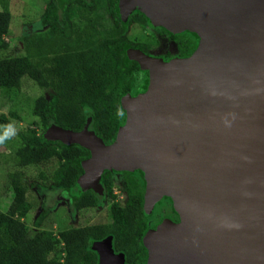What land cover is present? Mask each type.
<instances>
[{"label": "water", "instance_id": "1", "mask_svg": "<svg viewBox=\"0 0 264 264\" xmlns=\"http://www.w3.org/2000/svg\"><path fill=\"white\" fill-rule=\"evenodd\" d=\"M119 4L122 18L138 6L202 43L169 62L129 50L148 70L150 88L122 97L126 118L113 142L88 127L52 125L53 139L90 149L71 192L102 193L106 166L141 167L146 211L167 195L180 215L145 234L149 264H264V0ZM93 247L97 264H126L111 235Z\"/></svg>", "mask_w": 264, "mask_h": 264}, {"label": "trees", "instance_id": "2", "mask_svg": "<svg viewBox=\"0 0 264 264\" xmlns=\"http://www.w3.org/2000/svg\"><path fill=\"white\" fill-rule=\"evenodd\" d=\"M9 2L0 0V88L16 93L22 78L28 77L43 92L22 113L15 109L0 113L1 144L13 119L23 112L34 117L35 125L19 129L11 145L19 161L18 168L8 172L12 200L0 211V264H96L93 241L107 235L112 236L114 249L124 252L126 264H143L148 253L142 237L150 229L144 210L145 182L129 171H124V200L113 194L110 171L102 174L104 190L112 198L108 222L63 228L54 234L44 226L47 208L38 211L32 223L36 230L24 220L33 207L28 193L35 187L67 192L75 209L97 206L102 199L93 189L71 194L90 149L43 137L37 129L46 130L52 124L74 131L88 127L103 142H113L126 118L122 96L134 93L141 71L129 50L150 54L152 39L161 33L175 43L180 58L188 57L197 48L195 33L159 27L144 40L131 39L130 29L146 24L147 16L139 11L125 21L118 9L120 0H46L40 27L24 24L20 49L5 53L10 47L5 36L11 32L13 18ZM52 158L58 164L51 173L39 170L33 179L27 176L25 168Z\"/></svg>", "mask_w": 264, "mask_h": 264}, {"label": "rangeland", "instance_id": "3", "mask_svg": "<svg viewBox=\"0 0 264 264\" xmlns=\"http://www.w3.org/2000/svg\"><path fill=\"white\" fill-rule=\"evenodd\" d=\"M10 9L13 15L12 23H11V32L9 35L5 36V39L9 41L10 47L5 53L8 51L12 52L14 49H20L18 47V43L20 38H23L22 32H24L25 26L24 24L31 23L33 24L34 29H37L40 26H37L40 20V15L44 9L46 4V0H10ZM118 9L120 12V4L118 5ZM144 13L138 6L132 8V10L123 18L125 21L128 20L129 16L133 13ZM145 14V13H144ZM146 15V14H145ZM147 16V23L144 25H137L130 29L129 37L131 39H143L147 38L155 29L159 27L166 26L157 18ZM170 31V30H169ZM155 32V31H154ZM172 32V31H171ZM174 33V32H173ZM195 33V32H194ZM195 38L197 39V47H199L202 43V37L195 33ZM156 39H152V47L150 48V55L155 59H159L163 62H169L173 59L180 58L177 55V48L173 41L169 40L165 35L161 33H156ZM22 46V44L20 45ZM17 49V50H18ZM170 53L171 57L167 58V54ZM150 88L149 82V73L148 70L141 68L140 73L138 74V82L135 88L134 93H129L132 96H137L140 94L146 93ZM43 91H41L36 83H34L30 78L24 77L21 80V88L20 91L16 93H8L2 88H0V113H8L10 109L18 110L22 113L24 107H28L33 98L40 95ZM46 96H49V93L45 91ZM124 96V95H123ZM122 96V97H123ZM123 99V98H122ZM121 99V100H122ZM123 104V103H122ZM125 106V105H124ZM125 109V107H124ZM125 121V119H124ZM37 126V125H36ZM34 125V117L28 114H21L18 119H13L12 124L8 127V135L5 136V144L0 143V211L6 210L7 206L10 204L12 200V189L10 187L8 172L18 168L17 162L19 161L18 157L14 153L13 141L15 138V133L22 128L33 129ZM39 134L46 138H51L52 126L50 125L46 130L37 129ZM116 139V138H115ZM58 160L56 158H52L43 164L36 166H29L26 170L27 176L30 179H33L36 176L37 171L44 170L47 173H51L57 166ZM104 169L109 171H118L112 165L106 166ZM103 169V170H104ZM135 172L141 170L138 174H142L143 182L146 181V176L141 167L135 168ZM144 174H143V173ZM114 185L113 189L118 190L119 198H125V194L122 191L123 183L121 181L122 177L117 172H112ZM59 188H49L40 190L36 187L31 189L28 193V198L30 202L33 204L31 211L29 212V216L24 218L29 225H32L35 217L38 215V211L42 208L50 209V212L46 218L44 226L46 229H51V231L56 234L59 229L69 228L74 226H82L86 224H97V223H105L110 220L108 215L109 207L111 204V199L108 196L107 190L105 189L101 193V201L97 206L83 208L76 212L73 210V207H70V202L63 197L59 198L56 201V195L59 194ZM121 191V192H120ZM122 193V194H121ZM170 197V196H168ZM161 200V199H160ZM159 200V201H160ZM173 200V199H172ZM168 202L163 200L154 205V213L149 218L157 223L159 219H162L169 208ZM152 208V211H153ZM151 212V211H149ZM149 214V213H148ZM151 222V221H150ZM159 224V223H158ZM157 224V225H158ZM156 225V226H157ZM155 226V227H156ZM154 227V228H155ZM142 243L145 245L144 238ZM147 249L148 256L145 259L143 264H149L150 260V249L145 245Z\"/></svg>", "mask_w": 264, "mask_h": 264}, {"label": "flooded vegetation", "instance_id": "4", "mask_svg": "<svg viewBox=\"0 0 264 264\" xmlns=\"http://www.w3.org/2000/svg\"><path fill=\"white\" fill-rule=\"evenodd\" d=\"M90 157V156H89ZM105 171H109V170H107V169H104L103 171H102V174H103V172H105ZM124 171L125 170H118V171H114V170H112V171H110V173L112 174V172H117V173H119L120 174V177H122V179H121V181H122V183L125 181V177H126V175H125V173H124ZM127 171V170H126ZM136 170L134 169V170H132V171H130L129 170V172L130 173H132L133 175H135L137 178H138V180H140V181H143V179H142V177L141 176H143L142 174H138V172L140 173L141 172V170H139V171H137V172H135ZM83 173H84V168H83ZM143 173V172H142ZM102 174H101V178H102ZM144 174V173H143ZM102 180V179H101ZM145 184H146V181H145ZM145 187H146V185H145ZM50 188V187H49ZM49 188H47V189H49ZM46 189V188H45ZM88 189H93V188H87V189H85L84 191H86V190H88ZM94 190V189H93ZM58 191V193L59 194H57L56 195V201L59 199V198H61V197H63L64 199H66V200H68L69 202H70V207H73L72 206V202H71V199H70V197L68 196V194H67V192H65V191H63V190H61V189H59V190H57ZM84 191H80L79 193L77 192V195H79L80 193H82V192H84ZM103 191H104V189H103ZM75 192V193H76ZM71 194H74V192L72 193L71 192ZM70 194V195H71ZM99 195H101L100 193H98ZM73 196H75V195H73ZM161 199V200H160ZM159 200L160 201H163V200H165V201H167L168 203V205H169V208H167V211L168 212H166L165 213V215L163 216V218L162 219H159L158 221H157V223L156 222H154V221H152L151 219H150V221H149V218L153 215V213H154V209L155 208H153V211L151 210V212L148 214V225L150 226V229H153L158 223H160L163 219H165V218H170V219H172V220H174V221H178L179 219H180V216H179V214L176 212V210H175V208H174V204H173V200H172V198L171 197H168V196H163L162 198H160ZM157 201L156 203H155V206H156V204L157 203H159L160 201ZM75 208L73 207V210H74ZM50 210V209H49ZM76 210V212L77 211H79L80 209H75ZM74 227H77V226H74ZM32 228H33V230H36L37 229V227H35V226H33L32 225ZM56 234H58V233H56ZM104 238H106V236L105 237H103V238H101V239H96L95 241H93V242H97V241H100V240H102V239H104ZM93 249H94V247H93ZM95 250V249H94ZM96 251V250H95ZM114 251L116 252V253H119V252H122V251H116L115 249H114ZM96 253L98 254V258L97 259H99V253L96 251ZM97 264V263H96Z\"/></svg>", "mask_w": 264, "mask_h": 264}, {"label": "clouds", "instance_id": "5", "mask_svg": "<svg viewBox=\"0 0 264 264\" xmlns=\"http://www.w3.org/2000/svg\"><path fill=\"white\" fill-rule=\"evenodd\" d=\"M123 124H124V123H123ZM123 124H122V125H123ZM52 125H53V124H52ZM52 125H51V126H52ZM122 125H121V126H122ZM51 138H52V137H51ZM115 138H116V137H115ZM115 138H114V139H115ZM52 139H53V138H52ZM61 141H62V140H61ZM113 141H114V140H113ZM106 144H107V143H106ZM127 171H129V170H127ZM145 185H146V184H145ZM102 187H103V189H104L103 184H102ZM145 189H146V187H145ZM94 191H96V190H94ZM122 191H123V190H122ZM96 192H97V191H96ZM120 192H121V191H120ZM97 193H99V192H97ZM123 193H124V192H123ZM100 194H101V193H100ZM113 194L116 196V199H117V200H124V199H125V198L123 199V197H122L121 199L119 198L118 190H115V191H114V189H113ZM121 194H122V193H121ZM164 196H167V195H164ZM161 198H162V197H161ZM157 201H158V200H157ZM157 201H156V202H157ZM156 202H155V203H156ZM144 203H145V191H144ZM155 203H154V205H155ZM173 204H174V203H173ZM154 205H153V207H154ZM153 207H152V208H153ZM152 208H151L149 211H151ZM174 208H175V207H174ZM144 210H145L146 215L148 216V213H150V212H149V211H148V212L146 211L145 206H144ZM49 212H50V210H49ZM176 212H177V211H176ZM177 213H178V212H177ZM178 214H179V213H178ZM179 216H180V215H179ZM165 219H167V218H165ZM165 219H163V220H165ZM163 220H162V221H163ZM179 220H180V219H179ZM179 220H178V221H179ZM162 221H161V222H162ZM173 221H174V220H173ZM161 222H160V223H161ZM158 225H159V224H158ZM158 225H157V226H158ZM157 226H156V227H157ZM156 227H155V228H156ZM155 228H153V229H155ZM149 230H151V229H148L147 232H148ZM147 232H146L145 234H147ZM145 234L143 235L142 240H143V238L145 237ZM107 236H109V235H107ZM107 236H106V237H107ZM112 245H113V241H112ZM143 245H144V244H143ZM144 246H145V245H144ZM113 248H114V247H113ZM122 252H123V251H122ZM123 253H124V252H123ZM124 257H125V254H124Z\"/></svg>", "mask_w": 264, "mask_h": 264}]
</instances>
